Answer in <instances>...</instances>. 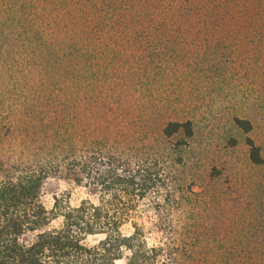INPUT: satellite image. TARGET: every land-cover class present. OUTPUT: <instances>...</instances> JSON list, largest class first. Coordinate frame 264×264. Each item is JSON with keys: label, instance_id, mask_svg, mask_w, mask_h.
<instances>
[{"label": "rangeland", "instance_id": "rangeland-1", "mask_svg": "<svg viewBox=\"0 0 264 264\" xmlns=\"http://www.w3.org/2000/svg\"><path fill=\"white\" fill-rule=\"evenodd\" d=\"M180 1L181 9L203 12L261 8L259 0ZM38 9V0H0V184L52 168L43 203L51 207L53 197L62 196L75 205L87 192L68 181L69 157L149 154L163 162L167 175L161 199L174 191L169 232L196 252L200 264H216L221 256L227 264L252 258L264 264V167L249 161L245 143L252 139L264 159V25H168L165 40L155 42L159 60L147 68L121 56L103 59L102 73L89 69L86 78L75 60L63 74L52 68L53 60L42 71ZM90 46L103 51L120 45L105 39ZM235 118L248 120L252 130L244 134ZM185 120L194 136L183 150L171 148L172 159H182L173 165L160 131L167 122Z\"/></svg>", "mask_w": 264, "mask_h": 264}, {"label": "trees", "instance_id": "trees-1", "mask_svg": "<svg viewBox=\"0 0 264 264\" xmlns=\"http://www.w3.org/2000/svg\"><path fill=\"white\" fill-rule=\"evenodd\" d=\"M38 1L35 35L40 68L45 72L53 60L52 68L56 66L57 74H63L75 60V67L86 78L91 77L89 69L102 73L103 59L113 61L121 56L135 61L137 68H147L159 60L161 53L155 42L165 40L168 25L219 28L248 25L251 21L264 25V0H259L258 12L251 14L181 9L180 0ZM153 30L158 32L152 34ZM175 36L179 38V34ZM105 39L117 40L122 49L118 51L117 46L100 51L90 46L92 41ZM233 122L244 134L252 130L248 120L235 118ZM160 136L169 145L167 152L172 151L165 156L173 165L181 164L182 159H172L176 153L171 148L180 151L188 145L194 136L193 124L190 120L167 122ZM245 143L249 161L264 167L259 147L249 137ZM144 155L69 157L70 163L64 165L68 181L87 192L75 205L62 196H54L51 207L43 203V184L51 172H56L52 168L29 170L1 183L0 264H200L196 252L188 251L169 232L168 196L172 197L174 191H166V199H161L163 188L167 190L168 186L163 162ZM150 214L154 220L148 218ZM126 225L130 226L127 234L123 232ZM147 235L153 237V244H148ZM92 237L98 240L89 244ZM224 257H218L215 263L227 264ZM252 260L249 264H263Z\"/></svg>", "mask_w": 264, "mask_h": 264}]
</instances>
